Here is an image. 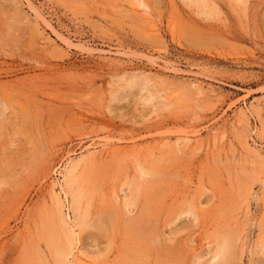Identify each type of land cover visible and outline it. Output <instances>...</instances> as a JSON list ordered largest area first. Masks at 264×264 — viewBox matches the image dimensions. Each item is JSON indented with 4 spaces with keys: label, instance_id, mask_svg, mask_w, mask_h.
Segmentation results:
<instances>
[{
    "label": "rangeland",
    "instance_id": "obj_1",
    "mask_svg": "<svg viewBox=\"0 0 264 264\" xmlns=\"http://www.w3.org/2000/svg\"><path fill=\"white\" fill-rule=\"evenodd\" d=\"M139 1L0 0V264H264V0Z\"/></svg>",
    "mask_w": 264,
    "mask_h": 264
},
{
    "label": "bare ground",
    "instance_id": "obj_2",
    "mask_svg": "<svg viewBox=\"0 0 264 264\" xmlns=\"http://www.w3.org/2000/svg\"><path fill=\"white\" fill-rule=\"evenodd\" d=\"M184 1H186V2H189L190 4L192 3V4H195V5H197L196 7H198V5L199 6H201V7H205V6H207V8H208V11H205L206 13H212V11H213V9L215 8V5L213 4V0H184ZM242 1V0H241ZM136 2H137V0H136ZM140 2H142L141 0L139 1V4H140ZM181 2V1H180ZM209 2V3H208ZM144 3V2H143ZM183 3V2H182ZM188 3V4H189ZM217 3V2H216ZM135 4V3H134ZM138 4V3H137ZM184 4V3H183ZM209 4H210V6H209ZM184 5H187V4H184ZM137 6V5H136ZM140 6V5H139ZM147 6V5H146ZM142 7H144V4H142ZM141 7V8H142ZM178 8V7H177ZM199 8V7H198ZM145 9V8H144ZM148 9V8H147ZM195 9H197V8H195ZM146 10V9H145ZM147 11V10H146ZM149 11V10H148ZM199 11V10H198ZM201 11H202V9H201ZM150 12V11H149ZM193 12V11H192ZM200 12V11H199ZM217 12V11H216ZM137 13V12H136ZM152 13V12H151ZM194 13V12H193ZM202 13V12H201ZM146 15H148V14H146ZM150 15V14H149ZM152 16V15H151ZM145 17V16H144ZM189 18V17H188ZM187 18V19H188ZM146 19V18H145ZM187 19H185V20H187ZM152 22V21H151ZM191 22V21H190ZM197 22V21H196ZM186 24V23H185ZM144 25V24H143ZM166 25V24H165ZM200 25V24H199ZM145 26V25H144ZM149 26V25H148ZM170 26V25H169ZM166 27V26H165ZM189 29V28H188ZM199 29V28H198ZM198 29H196V30H198ZM201 29V28H200ZM199 29V30H200ZM154 30V29H153ZM190 30V29H189ZM195 30V31H196ZM150 31V30H149ZM156 31H157V29H156ZM175 31V30H174ZM190 32H191V30H190ZM196 33V32H195ZM193 34H191L190 35V37L192 36ZM175 36V35H174ZM147 37V36H146ZM192 37H194V36H192ZM195 38V37H194ZM193 39V38H192ZM196 39V38H195ZM198 39V38H197ZM194 40V39H193ZM127 84V86L128 87H134V86H136L138 83L136 82V81H134V80H131V81H129L128 83H126ZM139 89H142V86H141V88L139 87ZM147 99H149V97H147L146 98V100ZM183 140V139H182ZM185 141V140H184ZM77 164H75V166H76ZM74 165H72L71 166V168H73V167H75ZM144 171V170H143ZM142 171V173H144ZM150 175V174H149ZM147 176V175H146ZM151 176V175H150ZM69 177H72V176H68L67 178H69ZM67 178H66V180H67ZM72 179V178H71ZM143 179V178H142ZM66 180H65V182H66ZM69 180H70V178H69ZM75 180V179H74ZM68 181V180H67ZM69 183H70V181H68ZM67 182V183H68ZM134 182V181H133ZM135 182H136V180H135ZM131 183V182H130ZM60 184V183H59ZM135 184V183H134ZM146 184V183H145ZM59 186V185H58ZM134 188V187H133ZM61 189H63V188H61ZM66 190V189H65ZM132 190V189H131ZM138 191V190H137ZM56 193V192H55ZM134 193V192H133ZM78 197V194H76L75 195V199ZM66 200V199H65ZM77 200V199H76ZM75 201V200H74ZM127 201V200H126ZM60 204V203H59ZM71 204V203H70ZM80 204V203H79ZM124 204H126L127 205V202H125ZM76 205H77V203H76ZM111 206V205H110ZM128 206V205H127ZM73 207V206H72ZM125 207V206H124ZM71 208V207H70ZM72 209V208H71ZM126 209H127V207H126ZM126 209H124V210H126ZM59 211V210H58ZM187 211V210H186ZM189 211V210H188ZM112 213V212H111ZM190 213V212H189ZM113 214V213H112ZM68 215V214H67ZM66 215V216H67ZM114 216V215H113ZM70 217V216H69ZM122 218V217H121ZM64 219V218H63ZM131 219V218H130ZM129 219V220H130ZM126 221H128V219H126ZM73 222V221H72ZM112 222V221H111ZM125 222V221H124ZM140 222V221H139ZM126 223V222H125ZM65 225V224H64ZM125 225H127V224H125ZM133 225H134V223H133ZM137 225H139V224H137ZM143 225V224H142ZM45 227V230H47L46 228H47V226H46V224L44 225ZM128 226H129V224H128ZM51 227V226H50ZM67 227V226H66ZM65 227V228H66ZM94 227V226H93ZM135 227V226H134ZM134 227L132 226H130V228L132 229V230H134ZM141 228V227H140ZM129 229V228H128ZM127 229V230H128ZM150 229V228H149ZM70 232V231H69ZM137 232V231H136ZM140 232V231H139ZM138 232V233H139ZM74 233V232H73ZM132 233V232H131ZM143 233V232H142ZM67 234H69V233H67ZM141 233H139V235H140ZM146 234V233H145ZM148 234V233H147ZM146 234V235H147ZM71 235V234H70ZM74 236V235H73ZM141 236V235H140ZM142 236H143V234H142ZM78 238V237H77ZM226 239V238H225ZM235 239V238H234ZM69 241H70V239H69ZM52 242V241H51ZM234 244V243H233ZM232 244V245H233ZM70 245H72V244H70ZM231 246V245H230ZM61 247H62V245H61ZM70 247V246H69ZM73 246H71L70 248H65V250H62L63 252L62 253H58V256H57V260H56V264H67L68 263V261L70 260H68V258H70V257H68L67 258V255H68V253H69V251L71 250V248H72ZM227 249V241L226 240H224V241H222L221 243H219V246L217 245L216 246V248L215 249H217L216 250V253H215V255H214V257L215 256H220V257H223V259L220 261V263L219 264H226L227 262H229L228 260H227V253H220V251H218V249ZM63 249V248H62ZM58 250V249H57ZM60 251V250H59ZM233 251V250H232ZM231 252V251H230ZM70 253H71V251H70ZM69 253V254H70ZM174 254V253H173ZM69 256V255H68ZM229 256V255H228ZM76 258H77V254H76ZM75 258V259H76ZM78 259V258H77ZM80 259V258H79ZM78 259V260H79ZM72 260V259H71ZM77 261V260H76ZM76 261H74L73 260V262H76ZM80 261H81V259H80ZM83 262V261H82ZM85 262V261H84ZM83 262V263H84ZM72 263V262H71ZM78 263H79V261H78ZM85 263H87V262H85ZM89 263H92V262H89ZM96 263V262H95ZM192 263V262H191ZM214 263V262H213ZM82 264V263H81Z\"/></svg>",
    "mask_w": 264,
    "mask_h": 264
}]
</instances>
